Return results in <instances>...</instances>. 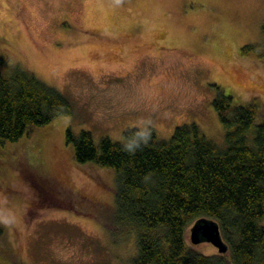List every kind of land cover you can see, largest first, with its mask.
I'll return each instance as SVG.
<instances>
[{"label":"rangeland","instance_id":"374dc122","mask_svg":"<svg viewBox=\"0 0 264 264\" xmlns=\"http://www.w3.org/2000/svg\"><path fill=\"white\" fill-rule=\"evenodd\" d=\"M0 60L72 108L0 143V264H130L136 241L116 223L115 172L78 164L66 130L122 142L128 128L168 139L194 123L221 147L219 91L264 111V0H0Z\"/></svg>","mask_w":264,"mask_h":264},{"label":"trees","instance_id":"16d2710c","mask_svg":"<svg viewBox=\"0 0 264 264\" xmlns=\"http://www.w3.org/2000/svg\"><path fill=\"white\" fill-rule=\"evenodd\" d=\"M212 106L224 129L221 147L194 123L175 127L168 139L152 127L128 128L122 142L105 136L95 143L89 131L66 130L78 164L115 172L116 223L136 241L130 264H220L227 256L231 264H264V111L256 101L235 105L221 91ZM71 113L58 90L0 60V143ZM198 218L218 223L226 255L201 254L186 240Z\"/></svg>","mask_w":264,"mask_h":264},{"label":"water","instance_id":"95a60500","mask_svg":"<svg viewBox=\"0 0 264 264\" xmlns=\"http://www.w3.org/2000/svg\"><path fill=\"white\" fill-rule=\"evenodd\" d=\"M189 240L192 244L207 242L219 253L227 251V244L222 239L218 223L208 218H198L189 228Z\"/></svg>","mask_w":264,"mask_h":264},{"label":"clouds","instance_id":"9594fccd","mask_svg":"<svg viewBox=\"0 0 264 264\" xmlns=\"http://www.w3.org/2000/svg\"><path fill=\"white\" fill-rule=\"evenodd\" d=\"M137 146H138V145H137ZM128 150H129V151H132L133 149H132L131 146H128Z\"/></svg>","mask_w":264,"mask_h":264}]
</instances>
